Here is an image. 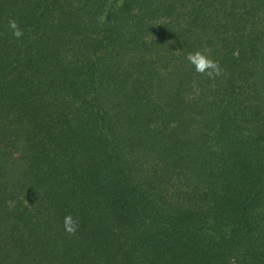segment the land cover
Masks as SVG:
<instances>
[{"label":"trees","instance_id":"1","mask_svg":"<svg viewBox=\"0 0 264 264\" xmlns=\"http://www.w3.org/2000/svg\"><path fill=\"white\" fill-rule=\"evenodd\" d=\"M0 264H264V0H0Z\"/></svg>","mask_w":264,"mask_h":264},{"label":"clouds","instance_id":"2","mask_svg":"<svg viewBox=\"0 0 264 264\" xmlns=\"http://www.w3.org/2000/svg\"><path fill=\"white\" fill-rule=\"evenodd\" d=\"M10 28L13 29V35L17 39L22 37L23 33L19 30L15 21L10 22ZM187 60L195 66L198 73L206 74L210 78L220 74L221 69L219 65L201 52L190 53L187 56ZM64 227L68 233L74 234L77 231L78 224L72 216H66L64 219Z\"/></svg>","mask_w":264,"mask_h":264}]
</instances>
